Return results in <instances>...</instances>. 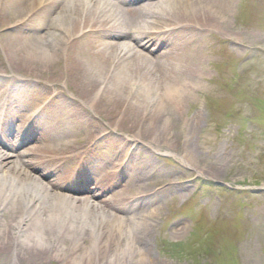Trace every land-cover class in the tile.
I'll list each match as a JSON object with an SVG mask.
<instances>
[{"label":"rangeland","instance_id":"obj_1","mask_svg":"<svg viewBox=\"0 0 264 264\" xmlns=\"http://www.w3.org/2000/svg\"><path fill=\"white\" fill-rule=\"evenodd\" d=\"M0 1V105L8 99L15 103L11 111L21 109L13 126L49 121L34 137L5 152L18 154L9 159L20 160L22 172L35 174L22 152L35 142L45 149L50 145L54 112L43 113L42 101L54 89L71 93L64 82H45L8 62L6 36L24 27L27 18L28 27L43 18L30 13L9 24L10 12L5 0ZM165 34L163 46L192 50L174 59L194 64L200 74L195 80L180 76L179 83L188 89L185 113L169 134L141 139L139 130L111 129L101 116L88 127L60 130V143L68 141L81 152L71 172L97 180L106 173L124 174L101 196H114L121 188L117 181L131 173L144 177L134 195L113 203L123 223L111 225L96 213L83 216L75 211L58 212L57 219L63 222L58 225L49 217L53 212H46L44 227L49 233H43V246L36 243L37 237L27 242L24 228L23 234L12 237V253L0 254V264H264V0H235L220 24L205 30L180 26ZM42 88H48L40 93L44 96L19 101ZM195 116L198 124L193 122ZM3 117L0 114V120ZM17 130L9 132L0 125V134L10 138L17 136ZM99 162L105 165L100 167ZM144 191L150 194H140ZM22 219L34 215L26 209L14 214L13 206L1 207L0 234ZM148 227V243H138L145 249L128 252V243L134 244L128 239L129 229L139 234L136 240ZM31 247L49 252L41 257L19 253Z\"/></svg>","mask_w":264,"mask_h":264},{"label":"bare ground","instance_id":"obj_2","mask_svg":"<svg viewBox=\"0 0 264 264\" xmlns=\"http://www.w3.org/2000/svg\"><path fill=\"white\" fill-rule=\"evenodd\" d=\"M234 1L5 0L12 19L9 24L30 13L43 18L41 23L30 24L31 27L27 26L30 21L27 18L24 27L6 36L8 62L17 70L45 82L51 79L64 82L71 96L54 89L48 92V100L42 98L45 102L42 112L46 113L48 109L54 112L52 139H48L50 145L45 149L35 142L25 146L26 150L22 152L35 174L22 172L20 160L9 159L18 154L5 151L34 137L49 125V121L33 123L27 128L24 124L17 125L18 122L13 126L16 113L21 109L11 111L15 103L8 99L5 105H0V114L4 115L0 125L9 132L18 129L15 138H10L8 133L0 134V208L13 206L14 214L26 209L34 215V219L6 225V230L0 234V254L12 253V237H19L26 231L24 228L31 234L27 235V242L34 237H37L38 245L46 242L43 236V233H49L44 227L43 214L46 212H53L49 217L57 224L63 223L57 219L58 212L75 211L83 216L88 212L96 213L106 217L111 225L123 223L121 212L113 203L134 195L133 191L145 183L144 177L131 173L123 182L122 178L117 181L121 188L114 196H101L121 172L119 176L106 173L100 180L71 172L81 152L68 141L60 143V130L74 129L78 125L88 127L96 123L95 116H101L111 129L139 130L136 133L141 139L165 132L169 134L185 113L184 94L188 89L179 83L180 76L195 80L200 74L194 64L185 61L180 64L174 59L191 52L190 48L163 46L161 40L170 28L182 26L205 30L220 24L227 18ZM46 89L31 96H20L19 101L44 96L40 93H47ZM19 101L16 100V106L20 108ZM198 120L195 116L193 122L198 124ZM69 152L71 155H67ZM99 164L100 167L105 165ZM214 167L212 169H216ZM140 194L145 196L150 192ZM149 233L148 227L136 242L135 236L139 234L129 229L128 239L134 244L128 243V252H142L145 247L139 248L138 243H148ZM48 252L34 247L19 251L40 257Z\"/></svg>","mask_w":264,"mask_h":264}]
</instances>
